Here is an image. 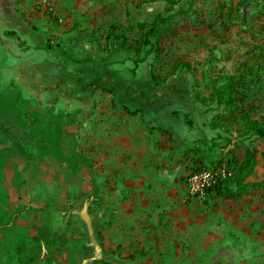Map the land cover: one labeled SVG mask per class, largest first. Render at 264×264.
Here are the masks:
<instances>
[{
	"label": "rangeland",
	"instance_id": "obj_1",
	"mask_svg": "<svg viewBox=\"0 0 264 264\" xmlns=\"http://www.w3.org/2000/svg\"><path fill=\"white\" fill-rule=\"evenodd\" d=\"M142 1L149 0H82V6H100L88 16L97 21L93 38L80 36L77 45L69 51L60 48L48 50L40 44L39 50H36L41 60L37 71L48 74V78L37 73L30 78V82L37 87L51 88L49 76L61 74L63 68V75L77 79L75 85H70L73 91L80 90L77 82L80 75H86L79 66L82 65V58L89 54L95 61L109 60L110 66L120 75L131 82L136 79L142 85L149 84L145 81L149 78L145 75V68L154 71L156 77L152 80L155 82L172 72L180 61L187 62L189 67L185 68L179 81H167L169 87L150 90L165 97L158 107L155 106L158 97H153L148 90L121 86L126 93L133 91L139 97L134 104L145 109L135 115L127 112L114 94L101 87L95 88L93 111L82 117H71L69 123L63 121L64 125L68 124L67 132L76 140L75 150L67 152L62 159V165L69 173L65 180H55L48 177V173L52 172L48 168L46 181L42 189L38 185L37 190L47 194V197L52 195L54 199L40 202H50L45 209L37 211L33 208L28 213L33 214L35 223L43 220L47 225L45 229L56 225L53 235L62 243L57 256L65 261L73 254L76 261L82 264H264V192H246L236 200L215 195L202 201L186 199V183L172 179L171 174L173 166L178 168L179 164L187 166L191 163L183 152H172L170 157V144L172 150L176 147L174 137L151 128L153 124L161 125L175 137L182 135L187 138V141L182 140L181 147L191 146L199 132L190 130L172 112L187 105L198 115L201 105L194 101V90L209 96L215 86L214 80L224 75L243 78L250 100L255 105L253 117L264 120V1L259 6L245 3L240 8L242 0H195L193 11L179 13L172 21L162 41L161 57H149L136 67L133 61L122 58L121 51L110 50L107 34L110 23L135 27L138 22H150L154 9L161 8L166 13L164 0L143 3L137 9V4ZM188 1L180 0L176 10L188 8ZM62 10L58 8L56 12L66 18ZM38 23L41 25V21ZM51 25L56 27L55 22ZM138 37V30L130 34V40ZM35 45H39L37 41L32 46ZM116 60L124 61L118 63ZM86 65L91 68L90 61ZM87 83L88 80L84 81V87ZM3 116L7 122H21L18 111L4 113ZM149 120L153 121L151 126L146 123ZM200 120V126L211 136L206 128L208 121L203 124L204 119ZM243 128V121L235 123L234 135L241 138ZM57 131L49 133V136L53 141L60 142L62 138ZM145 137L149 141L147 150L144 149ZM191 137L193 139L190 140ZM199 144L202 149L200 154L210 166L221 162L231 149L243 159L246 147L250 146L256 151L258 161L248 180L264 179L262 139L249 137L244 142H234L225 149L213 152ZM153 148H156L154 157L143 159L142 150L153 152ZM163 152L168 154L165 158ZM86 161L91 165L93 176L84 166ZM50 165L57 169L54 164ZM179 174L180 178L186 177L187 172L179 168ZM144 208L148 214L157 215L153 220L160 223L155 228L154 223L143 224L144 218L139 217ZM161 211V214L170 213L171 219L166 215L159 216ZM88 220L93 230L97 220L100 244L105 250L114 251L109 260L100 258L103 251H100L102 247L99 243H96L97 250L92 249L96 231L91 233L88 229ZM16 235L22 240L26 233L21 231ZM48 247L51 245L48 244ZM135 251H144L145 255L135 262L126 260Z\"/></svg>",
	"mask_w": 264,
	"mask_h": 264
},
{
	"label": "crops",
	"instance_id": "obj_2",
	"mask_svg": "<svg viewBox=\"0 0 264 264\" xmlns=\"http://www.w3.org/2000/svg\"><path fill=\"white\" fill-rule=\"evenodd\" d=\"M70 1L72 0H0V127L5 126L9 129V132H4L0 128V264H82L76 261L73 254L67 261L58 258V250L62 243L60 244V241L56 240L58 237L53 235L56 225L45 229L47 225L43 220L35 223L33 214L28 213L33 208L37 211L45 209L50 202L45 204L40 202L54 199L52 195L47 197V194L44 195L37 190L38 185L42 189L49 172L48 168L52 169V172L48 173V177L52 179L60 178L63 181L69 173L62 165V159L67 152L75 150L76 140L67 132L66 123H69L71 117H82L94 109L95 88L73 91L70 85L62 84L60 91L57 92L56 85H51V88L37 87L30 82V78L37 73L48 78V74L37 71L41 60L38 59L36 50H39L40 44L46 49L50 44L53 48L69 51L77 45L80 36L87 35V38H93L95 34L97 21L88 16L100 6L88 8L82 6V0L75 3ZM154 2L155 0L150 3ZM51 5L57 6L56 10L59 8L65 11L64 22H60L56 12L50 13ZM136 8L139 9L137 6ZM40 21L41 25L38 23ZM53 22L56 23V27L51 25ZM35 41L39 45L32 46ZM50 49L52 48L48 50ZM68 55L72 56L70 52ZM37 60L40 62L36 64ZM79 67L84 73L87 72V65ZM110 68L113 69L111 66ZM62 69L60 72L63 73ZM15 111L20 113L21 122L5 121L3 114ZM63 121L66 122L65 125ZM152 122L149 120L146 123L151 126ZM156 126L161 125L153 124L151 128ZM55 130H58L62 138L60 142L53 141L49 136V133L52 134ZM173 136L176 147L172 150V143L170 144V157L172 152L184 154V151L190 148L189 144L185 147L180 145L182 140L187 141V138L182 135ZM147 143L149 141L146 138L144 141L146 150ZM153 149V152L142 150L143 159L149 160L154 157L156 148ZM163 154L164 158L168 155L165 152ZM50 164L57 166V169L54 170ZM179 165L178 168L172 167L171 176L172 179L177 181L180 179L181 182L186 177L180 178L179 168H184L185 172L191 170H188L190 164ZM84 166L88 169L86 163ZM166 172L168 173V170ZM59 183L61 182H57ZM174 194L177 196L178 193ZM147 211L144 208L139 217L144 218L143 224L154 223L155 228L160 223L153 220L157 215L153 212L150 215ZM162 212L158 215L171 219L170 213L161 214ZM82 213L85 216L83 210ZM38 216L42 218L41 213ZM88 229L91 233L94 232L89 226ZM21 231L26 233V236L25 239L19 240L16 233ZM48 244L51 247H48ZM92 247L97 250L96 243H92ZM29 253L31 255H28Z\"/></svg>",
	"mask_w": 264,
	"mask_h": 264
},
{
	"label": "trees",
	"instance_id": "obj_3",
	"mask_svg": "<svg viewBox=\"0 0 264 264\" xmlns=\"http://www.w3.org/2000/svg\"><path fill=\"white\" fill-rule=\"evenodd\" d=\"M151 1L153 0L144 1L142 3H149ZM164 1L166 2L164 9L166 13H164L161 8L154 9V15L150 22H138L135 27L123 23H110L108 25L107 34V43L109 48L111 47L110 50L121 51L124 55L122 58L133 61L136 67H139L141 63H145L149 57L159 59L163 53L162 41L170 29L175 16L179 13L187 14L193 11L195 5V0H189L187 2L188 8L176 10V6L180 3V0ZM263 1L264 0H242L240 8L245 3H256L259 6ZM141 5L142 4H139L137 7L141 8ZM135 30H138L139 37L130 40V34ZM47 48L49 49L53 47L48 44ZM82 59V66H85L89 61L92 62V66L90 69L85 67L87 71L86 73H83V75H86L85 77L80 75V80L77 82L81 87L80 90L101 87L114 94L117 102L122 104L127 112L133 115L139 112H144L145 109L134 104L139 97L134 94L133 91L126 93L120 88L121 86L123 88H133V86H137L139 90H148L153 97H158V103L155 104V106L158 107V104L161 103L160 100H164L165 97L156 93H151V91L160 90L161 88L165 89L169 87L171 82L179 81L185 68L189 67L187 62L180 61L172 72L167 74V76L161 81L155 82L152 80V78L154 79L156 77L154 71L150 68H145V75L149 77L145 81L149 84L142 85L140 81L135 79L131 82L129 79L120 75L118 70L114 68L111 69V62L109 60L103 62L95 61L96 59H94L93 55H89ZM123 61L124 60H116L118 63ZM176 74L178 75L175 76ZM50 79L52 81L51 85H56L55 89L58 91H60V85H75V81L77 80L63 75L62 72L61 74L50 76ZM242 79L243 78L236 75H224L216 78V80H214L215 86L209 96H204L199 90H194V101L201 105V110H199L198 115L195 114L194 109L188 108L187 105L172 112L177 118L181 119L190 130L196 129V131L199 132L198 138L194 139L190 148L184 151V157L191 163L188 166V170H200L203 168L215 167L222 163H225L228 167L230 175L220 179L215 185L209 187L207 198L211 195H215L227 200H236L246 192H264V179L260 181H248V177L252 174L258 161L256 151L250 146L246 147L243 159H240L235 154L234 150L231 149L229 151L230 154H226L221 162L213 166L207 165L205 158L200 154L202 149L199 142L203 144L208 151L213 152L216 149H225L228 145L234 142H244L249 137H258L264 141V120L261 121L253 117L255 105L251 102L249 89L243 84ZM86 80H88V83L86 84V87H84V81L86 82ZM167 81L170 83L166 84ZM129 93H133L132 96L126 95ZM200 119H204V123L201 122L203 124H205V120L208 121V127L206 128L212 133L211 136H209L206 130L203 129V126H200ZM239 121L244 122V128L240 133L241 138L235 136L233 132V125ZM0 128L4 132H9V129L5 126H1ZM152 129H159L160 131L170 133L173 136V133L168 129H165L163 126L152 127ZM196 140H198V142H196ZM175 142L176 140L174 139V143ZM86 166L88 167L90 174L93 176V170L90 163L87 161ZM182 181L186 182V178L182 179ZM95 221L96 229L94 228V231H96V235L94 240L95 243L101 245L100 234L97 231L98 222L97 220ZM101 247L103 251L102 260H109L110 254L114 253V251L108 249L105 250L102 245ZM144 255V251H135L129 254L126 260L135 262L140 256Z\"/></svg>",
	"mask_w": 264,
	"mask_h": 264
},
{
	"label": "built area",
	"instance_id": "obj_4",
	"mask_svg": "<svg viewBox=\"0 0 264 264\" xmlns=\"http://www.w3.org/2000/svg\"><path fill=\"white\" fill-rule=\"evenodd\" d=\"M51 12H56L55 6H50ZM57 13V12H56ZM60 22H64L66 18L57 13ZM230 175L228 167L225 163L215 167L203 168L200 170H191L186 174L187 197L186 199L205 200L208 195L209 187L215 185L220 179Z\"/></svg>",
	"mask_w": 264,
	"mask_h": 264
},
{
	"label": "water",
	"instance_id": "obj_5",
	"mask_svg": "<svg viewBox=\"0 0 264 264\" xmlns=\"http://www.w3.org/2000/svg\"><path fill=\"white\" fill-rule=\"evenodd\" d=\"M88 226H89V228L91 229L90 224H89V220H88Z\"/></svg>",
	"mask_w": 264,
	"mask_h": 264
},
{
	"label": "flooded vegetation",
	"instance_id": "obj_6",
	"mask_svg": "<svg viewBox=\"0 0 264 264\" xmlns=\"http://www.w3.org/2000/svg\"><path fill=\"white\" fill-rule=\"evenodd\" d=\"M95 59V58H94ZM98 61V60H97ZM58 92V91H57ZM118 99H120V98H118Z\"/></svg>",
	"mask_w": 264,
	"mask_h": 264
}]
</instances>
